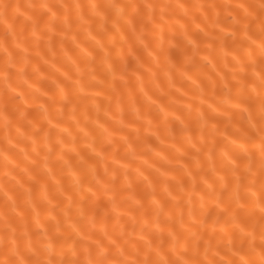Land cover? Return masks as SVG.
<instances>
[{
	"label": "bare ground",
	"instance_id": "6f19581e",
	"mask_svg": "<svg viewBox=\"0 0 264 264\" xmlns=\"http://www.w3.org/2000/svg\"><path fill=\"white\" fill-rule=\"evenodd\" d=\"M55 7L59 18L49 22L48 14L36 5V0H12V7L0 24V41L11 47L16 38L31 51L29 78H36L33 70L37 67L40 72L49 73V78L41 80L35 88L0 85V114L8 118L12 137V143L0 138V150L8 155L5 163L11 174L0 177V185L15 199V204L0 199V233L14 229L17 236L28 232L35 238L40 232L39 221L55 232L57 243L62 244L70 242L75 232L66 227L57 230V221L61 225L71 222L85 233L91 231L94 238L100 237V227L118 223L130 237V247L133 241H139L142 227L147 231L145 221L179 230L178 223L170 224L164 214L156 215L154 198L177 217H186L191 209L206 232L210 233L214 227L220 232L224 214L213 201L225 202L229 193L221 189L217 172H223L229 184L234 173L224 166L217 149L235 152L230 141L245 127L241 109L256 107L255 99L241 88L243 78L235 57H246L249 53L255 56L256 44L264 36L260 22L252 21L246 33L241 24H234L223 14L207 19L197 16L195 22L168 17L160 22L161 31L143 16H137L135 23L143 28L139 39L125 25L119 30L111 27L104 30L93 22L91 30L99 41L97 44L82 39L75 20L66 29L62 22L63 8L58 3ZM49 23L55 31H49ZM65 31L69 35L62 36ZM73 31L79 43L71 38ZM34 32L41 38L37 39ZM84 49L94 58L90 59ZM13 51L20 55L19 50ZM65 51L67 57L88 64L109 84L115 77L114 87H104L85 77L81 83L86 96L77 98L72 81L65 75L73 73ZM37 53L45 58H52L55 53V57L45 64ZM104 57L107 65L102 62ZM161 60L180 70L176 73L177 88H168ZM109 66L111 74L107 71ZM10 73L15 81V71ZM186 76L194 77L202 92ZM155 82H159V88L153 86ZM60 87L72 100L71 104L61 99ZM226 95L239 101V105L230 108L221 103ZM92 96L105 109L99 118L107 132L90 122L85 124L87 118L95 115L88 100ZM116 99L122 103L134 100L146 118L120 126L110 118L116 110ZM124 118L130 119L127 113ZM149 119L159 126V137L148 124ZM78 122L87 128L89 135L80 131ZM212 123L216 125L215 131ZM186 135H191L197 146L203 142L204 148L198 152L186 142ZM57 137L62 144L52 143ZM209 149L214 157L211 167ZM130 150L144 153L156 167L132 161ZM243 182L247 183L246 177ZM257 183H264V176ZM152 185L161 190L153 192ZM165 187L168 191L163 190ZM169 192L178 194L179 199L171 198ZM27 195L31 196L30 202ZM200 197H204L203 205ZM238 215L245 223L255 222L247 210ZM218 218L220 223H216ZM230 236L239 245V231L230 230Z\"/></svg>",
	"mask_w": 264,
	"mask_h": 264
},
{
	"label": "clouds",
	"instance_id": "9594fccd",
	"mask_svg": "<svg viewBox=\"0 0 264 264\" xmlns=\"http://www.w3.org/2000/svg\"><path fill=\"white\" fill-rule=\"evenodd\" d=\"M57 3L63 8L62 22L65 28H70L71 21L75 20L77 30L82 33V39L94 40L97 44L99 41L91 30L93 22L99 24L104 30L110 27L119 30L121 25H125L139 39L143 28L136 25L135 17L137 16H143L161 31L163 25L160 22L166 21L168 17L195 22L197 16L207 19L210 15L221 14L230 17L234 24H241L246 33L252 21H259L261 30L264 31V0H223L222 3H218L217 0H36V5L48 14L49 22L59 18L55 7ZM11 7L12 0H0V24L6 19ZM48 28L49 31H55L51 23L48 24ZM33 35L37 39L41 38L38 33L34 32ZM67 35H69L67 31L62 33V36ZM71 38L76 41L75 31L71 32ZM76 42L79 43V41ZM13 49L19 50L20 55L17 56ZM84 51L90 59L94 58L87 49ZM37 54L41 56V61L45 64L53 62L55 57V53L52 54V58ZM65 57L73 69L72 74L65 73V75L72 81L74 95L77 98L86 96L81 83L85 77L95 80L104 87H114L115 77L109 84L88 64L82 65L75 59L67 57L66 51ZM30 58L31 51L21 40L14 38L11 47L0 41V85L7 88L22 86L35 88L41 80L48 79L49 73L40 72L38 67L33 70L36 78H29ZM235 60L243 78L241 88L255 99L256 107L254 110L250 106L241 109L245 115V127L238 137L230 141L235 152H226L222 147L217 149L218 155L223 157L224 166L234 173V180L229 184L224 173L217 172L221 189L229 193L227 201H213L224 214L223 228L220 232H217L215 227L210 233L206 232L202 221L191 209L186 217H177L173 215L171 209L163 208L154 198L156 215L164 214L168 217L170 224L178 223L179 230L173 227L165 229L158 224L151 225L145 221L144 226L147 227V231H144L142 227L139 241H133L128 247L130 237L118 223L111 227H100L98 229L100 237L94 238L91 231L85 233L71 222L61 225L57 221V230H63L66 227L75 232V237L70 242L58 244L56 233L50 232L37 221L40 232L35 238L28 232L17 236L14 229L6 234L0 233V264H264V183H257L258 179L264 176V36L256 44L255 56L249 53L246 57L236 56ZM102 62L107 65V58L104 57ZM159 64L166 77L168 88H177L176 73L180 70L167 60H161ZM10 70L16 73L15 81L10 78ZM107 71L111 74L113 70L109 66ZM185 78L191 79L194 87L202 92V86L194 77L186 76ZM153 86L159 88L160 84L155 82ZM140 87L143 90L142 80ZM60 91L61 99L71 104L72 100L63 92L62 87ZM145 95L147 96V93ZM148 99L151 100V97ZM88 100L95 109V115L87 118L85 124L90 122L98 129L107 132L103 121L99 118L105 109L98 103L96 97H88ZM109 102L113 103L111 100ZM114 103L116 110L111 113L110 118L120 126H130L146 118V114L140 111L132 99L126 103L116 99ZM221 103L231 108L239 105L240 102L233 101L226 95ZM125 113L130 119L124 118ZM71 118L76 119L75 116ZM147 122L154 134L159 137V126L150 119ZM212 125V130L215 131L216 125L214 123ZM78 126L84 135H89L84 125L78 122ZM64 131L68 132V129L65 128ZM0 138L12 143L8 118L2 114H0ZM184 139L198 152L204 148L203 142L197 146L191 135H186ZM52 143L62 144L63 141L57 137ZM46 145L51 147L47 140ZM89 147L91 148V145ZM92 151L95 152L96 149L93 148ZM130 155L132 161L156 167L142 152L130 150ZM156 155L161 159H167L161 153ZM213 159L209 149V167L212 166ZM7 160V153L0 150V177L11 175L5 163ZM24 171L27 173L28 170L24 169ZM48 171L51 172V169ZM136 171L139 173L140 169L137 168ZM245 177L247 183L243 182ZM144 178L148 179L146 176ZM149 183H151L150 180ZM209 187L212 186L209 185ZM152 189L153 192L161 190L156 185H152ZM163 190L168 191L166 187ZM25 192L30 193V189L25 188ZM169 196L179 199L176 193L169 192ZM26 198L29 202L31 201L30 195ZM0 199L11 200L15 204V199L6 194V189L2 185H0ZM200 201L203 205L204 197H200ZM241 210H247L252 214L255 222L242 221L238 215ZM216 223H220L219 218ZM230 230L239 231V245L233 243Z\"/></svg>",
	"mask_w": 264,
	"mask_h": 264
}]
</instances>
